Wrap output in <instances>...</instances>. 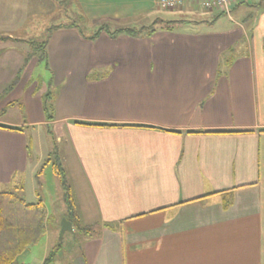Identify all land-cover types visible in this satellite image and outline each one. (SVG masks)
I'll list each match as a JSON object with an SVG mask.
<instances>
[{
    "label": "crops",
    "instance_id": "1",
    "mask_svg": "<svg viewBox=\"0 0 264 264\" xmlns=\"http://www.w3.org/2000/svg\"><path fill=\"white\" fill-rule=\"evenodd\" d=\"M157 1L70 0L64 9L0 0V125L21 129L0 127V192L42 201L36 175L47 154L32 156L24 129L47 121L34 90L21 100L28 47L20 40L54 18L47 123L60 153L68 145L78 221L91 231L74 233L77 246L52 264H264V1L232 27L218 11L164 12ZM247 2L231 13H245ZM69 7L95 29L133 27L156 11L185 18H159L175 22L172 30L150 37L89 40L68 26ZM93 73L104 76L89 80ZM23 107L34 114L12 121ZM47 242L39 264L55 247Z\"/></svg>",
    "mask_w": 264,
    "mask_h": 264
},
{
    "label": "rangeland",
    "instance_id": "2",
    "mask_svg": "<svg viewBox=\"0 0 264 264\" xmlns=\"http://www.w3.org/2000/svg\"><path fill=\"white\" fill-rule=\"evenodd\" d=\"M69 1L70 0H56V1L53 0V3L58 2L59 3L58 5L64 8L66 5H68ZM260 1H264V0H248L247 3L249 4V7L244 6L243 8L246 9L245 13L240 12V15L239 13L236 14L231 13L230 17H228L226 14L222 13L224 15L223 17L217 16V14H215V16L221 19L220 21L222 24L224 23L226 26L232 27L235 26L236 24H239L240 19L242 18L240 16L245 14L246 17V15L249 14V12H255L254 10L256 8H259L258 6H256V4H258ZM262 6H264V2ZM164 12H169V11H164ZM164 12L156 11L154 13V16L164 19H175V20L178 19L183 20L185 18V17H177L174 16L173 14L164 13ZM199 12L202 14L204 11L202 10ZM66 13L68 16L66 20L77 24L79 28L82 29L85 35H91L96 30L95 29L96 27L92 28L89 23L83 20V16L81 14L79 16L73 15L70 7L68 8V12ZM197 16H195L194 19L196 18L197 20H199L203 18V16L201 15H197ZM159 18H155L153 21H149V20L142 21L132 26L135 28H139L142 26L150 27L153 25L154 21H156V19ZM53 19L52 21H49L48 24L49 27L55 26L60 22V20H53ZM66 20L64 19L62 23L66 22ZM120 22H122L120 24H127L125 21H120ZM107 24H111V23H107ZM110 26L111 29L114 27H123L122 25H117V24L115 25L111 24ZM46 29L42 27V28H37V30L26 31V33H24L23 35L25 37H22L25 38V40H20V41H32V40H37L39 42L44 41L47 36ZM50 77H51V71L49 67H47V65L44 62H40L37 60L36 57H33L30 60L29 64L27 65L22 76V83L25 82L24 85L25 84L26 85L24 89H22L23 92H21V100H24V96L28 92L30 93L32 90H34L35 93L38 94L37 96L39 100H41L42 113L44 112L43 104L46 99L49 100L48 106L50 111L51 110L50 106L53 103L52 88L48 85ZM25 108L23 107L21 110L17 108V110L10 112L9 115L11 117V120L15 122L17 121V119H22V117L25 118L26 116H31L34 114L33 110H31L29 113L28 107ZM28 121L26 120V122L24 123H28ZM24 130L26 134H28L29 136L30 135L34 136L32 137L33 147H34V149L31 150L32 156L37 155L43 157V154L44 155L47 154L39 165L38 171L40 170V168H42V170L38 175L39 177L36 182L38 194L41 200L45 203L47 208V220H46L47 231L46 234L37 242V244L31 246L25 252H23L16 259L14 264H33L34 261L35 264H39L40 262L39 258L41 257L45 249V245L48 243L47 241H49V246L60 245L58 251H61V253H63V259H64V257L66 256V251L70 249H74L77 246L78 238L77 237L75 238L74 233L66 232L63 235L62 239L60 240L59 237L60 224L64 217L63 213L66 212V205L63 197L64 192L62 190L59 178L52 169V162L51 161L46 162V159L49 155L48 153L52 151L53 148H55V151L59 156L60 163L62 164V168L65 172L68 184L71 185V181H73L72 173H74L75 169H72L69 165L64 164L65 163L64 159L67 157V154L69 153V148L68 145L63 146L62 148L63 153H60L58 149L59 145L56 144L55 142L54 130L52 129V126H50L47 122L45 124H33L30 126L29 129H24ZM47 150H49L48 153ZM0 190L2 189L0 188ZM4 190L12 191L11 189H4ZM83 220L81 221L82 226L85 224Z\"/></svg>",
    "mask_w": 264,
    "mask_h": 264
},
{
    "label": "trees",
    "instance_id": "3",
    "mask_svg": "<svg viewBox=\"0 0 264 264\" xmlns=\"http://www.w3.org/2000/svg\"><path fill=\"white\" fill-rule=\"evenodd\" d=\"M159 23V24H158ZM175 22L165 21L162 19H156L153 25L150 27H114L111 29V24H101L98 28L89 36L85 35L82 29L75 23L68 24L78 29L81 36L94 40L102 32L106 33L111 38H116L120 35H127L131 37H150L157 29L160 30H172V26ZM158 25V26H157ZM61 25H55L49 27L47 36L44 41H25L28 46L27 52L23 58V69L29 64L33 57H36L38 61L48 64L47 43L51 36L52 30L60 27ZM6 37H1L0 40H6ZM95 73V72H94ZM91 74L89 80H96L101 78L104 74ZM20 74L10 83V85L3 91L1 96L6 95L12 91L19 81ZM48 99L44 101L43 109L46 121L49 123L53 119L54 106L51 104V110L49 111ZM83 126H103L100 124L75 122ZM1 128L19 131L21 129L6 127L0 125ZM52 162V169L59 178L62 190L64 192V202L66 205V219L69 220L74 229V233L77 232H89L91 230L88 226H82L77 217L74 200L71 194V188L68 184L65 172L60 163L59 156L57 155L55 148L49 152L46 162ZM42 168L37 173L40 174ZM19 188V187H18ZM17 188V189H18ZM46 220L47 209L42 201L38 200L35 203L27 202L16 191H1L0 192V264H14L16 259L25 252L31 246L37 244V242L46 234ZM60 245H56L48 253L42 264H52L57 256Z\"/></svg>",
    "mask_w": 264,
    "mask_h": 264
},
{
    "label": "built area",
    "instance_id": "4",
    "mask_svg": "<svg viewBox=\"0 0 264 264\" xmlns=\"http://www.w3.org/2000/svg\"><path fill=\"white\" fill-rule=\"evenodd\" d=\"M238 0H158L157 7L160 10H177L186 6H198L204 11H218L230 17L232 6Z\"/></svg>",
    "mask_w": 264,
    "mask_h": 264
},
{
    "label": "water",
    "instance_id": "5",
    "mask_svg": "<svg viewBox=\"0 0 264 264\" xmlns=\"http://www.w3.org/2000/svg\"><path fill=\"white\" fill-rule=\"evenodd\" d=\"M66 232L74 233V229L72 223L69 220H67L65 217H63L60 224V233H59L60 240L62 239L63 235Z\"/></svg>",
    "mask_w": 264,
    "mask_h": 264
}]
</instances>
